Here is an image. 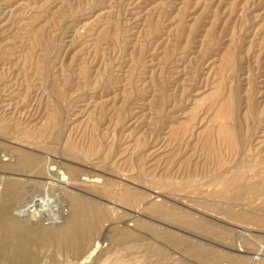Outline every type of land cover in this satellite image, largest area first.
Here are the masks:
<instances>
[{
    "label": "rangeland",
    "instance_id": "374dc122",
    "mask_svg": "<svg viewBox=\"0 0 264 264\" xmlns=\"http://www.w3.org/2000/svg\"><path fill=\"white\" fill-rule=\"evenodd\" d=\"M2 242L0 264H264V0H0Z\"/></svg>",
    "mask_w": 264,
    "mask_h": 264
},
{
    "label": "bare ground",
    "instance_id": "6f19581e",
    "mask_svg": "<svg viewBox=\"0 0 264 264\" xmlns=\"http://www.w3.org/2000/svg\"><path fill=\"white\" fill-rule=\"evenodd\" d=\"M36 159L38 161H35L36 162L35 163L34 161L30 160L27 157H20V158H18L17 162H18L19 165H21V166H23L25 168H28L29 170L37 171L38 173H40L41 176L42 175L43 176L44 175L45 176H49V174H51L50 172H51L52 169H49L47 166L51 165V163L49 162V164L46 165L47 161L39 160L38 158H36ZM228 178H227V180H228ZM236 178H237L236 175L232 176L233 180H236ZM230 180H229V183H230ZM18 199L21 200L20 197ZM41 203L42 202L37 201L36 204L40 205V207H41ZM33 206H34L33 203L29 204L28 205V210L32 212ZM77 208L78 209H75V208L72 209V212H71L72 213V215H71L72 217L70 218V220L66 221V224H65L64 227L60 228V231L62 232L61 233V237L56 239L57 246L65 248V249L74 250L75 251V256H78L77 252H78V250L80 248L89 246L92 243L93 238H89L90 232H93L91 230L92 228L91 229L90 228H86V227L83 226V224L86 225V222L91 219V216H95L94 214H91L94 211H90V210L84 209L82 207L80 208L79 205H78ZM15 225H17V223ZM17 226L18 227H15V226L12 225V227H10L9 230H12L13 233H15L14 232L15 229L17 230L18 228H19L18 231H21L20 230V228H21L24 233H27L28 230H29L22 222H21L20 225H17ZM36 232H37V237L35 239L38 240L40 245L43 246V245H47V244L53 243V228L52 229H44L43 228V230L39 229V230H36ZM19 236H20V234H18V237L16 238L18 241L20 240V237H21V236L20 237ZM16 239H14V240H16ZM21 239H23V244H26V242H24L26 240H24L23 237H21ZM16 241L13 242V243L9 242V244L15 245L18 250H23L25 247L21 248V242L22 241L18 242L17 244H16ZM4 243L2 242V243H0V245H4ZM0 247L2 248L3 246H0ZM89 251H90V253L88 252L89 255L93 253V250H89ZM12 260L13 259L11 258V261ZM84 261L85 260H84V258L82 256L80 258L81 264L84 263Z\"/></svg>",
    "mask_w": 264,
    "mask_h": 264
}]
</instances>
